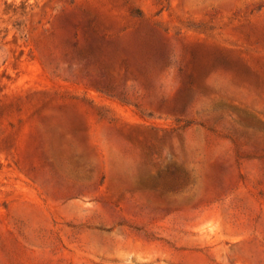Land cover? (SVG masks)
I'll list each match as a JSON object with an SVG mask.
<instances>
[{
    "label": "rangeland",
    "instance_id": "obj_1",
    "mask_svg": "<svg viewBox=\"0 0 264 264\" xmlns=\"http://www.w3.org/2000/svg\"><path fill=\"white\" fill-rule=\"evenodd\" d=\"M0 264H264V0H0Z\"/></svg>",
    "mask_w": 264,
    "mask_h": 264
}]
</instances>
